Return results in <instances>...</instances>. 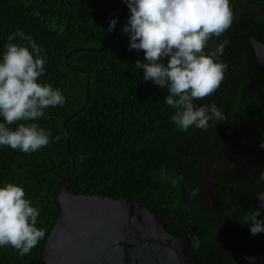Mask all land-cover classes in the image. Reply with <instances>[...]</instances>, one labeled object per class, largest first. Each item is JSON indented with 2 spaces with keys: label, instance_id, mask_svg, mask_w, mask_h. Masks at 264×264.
Listing matches in <instances>:
<instances>
[{
  "label": "trees",
  "instance_id": "trees-1",
  "mask_svg": "<svg viewBox=\"0 0 264 264\" xmlns=\"http://www.w3.org/2000/svg\"><path fill=\"white\" fill-rule=\"evenodd\" d=\"M123 1L0 0V54L17 28L31 35L47 57L41 79L66 96L63 107L47 109L38 121L54 136L63 132L58 142L34 153L0 148V184H21L40 209L38 227L46 229L24 257L0 248V264H47L44 252L61 217L58 196L71 157L69 192L143 204L170 234L190 243L193 264H248L245 257L264 253V233L252 236L239 222L264 194V182H257L264 173V71L252 45L264 43V0H231L232 27L205 49L227 40L221 59L228 69L216 92L196 101L215 103L224 119L187 132L171 121L167 90L145 82L135 67L144 53L129 51L121 31L130 15L125 2L111 18L119 17L116 30H108L109 16ZM162 169L183 179L173 187ZM195 188L200 191L192 198Z\"/></svg>",
  "mask_w": 264,
  "mask_h": 264
},
{
  "label": "clouds",
  "instance_id": "clouds-1",
  "mask_svg": "<svg viewBox=\"0 0 264 264\" xmlns=\"http://www.w3.org/2000/svg\"><path fill=\"white\" fill-rule=\"evenodd\" d=\"M130 15L121 31L129 37V51L143 52V61L135 67L142 70L143 80L166 89L164 103L175 109L171 121L181 131L191 128L207 130L211 121L224 119L215 104L196 101L211 96L224 80L228 64L221 57L228 45L222 41L214 50L205 51L213 37H221L233 24L231 0H124ZM119 17L110 20L109 31H115ZM17 37L20 42L16 41ZM47 71L43 46L19 28L7 37L0 54V148L9 147L23 153H34L58 142L63 132L53 135L39 120L49 108L63 107V91L41 78ZM264 147V144L261 145ZM175 187L183 176L160 173ZM257 182H264L261 173ZM200 189H191V197ZM257 206L246 212L241 224L250 234L264 233V196ZM39 207L27 197L19 183L0 184V248L12 247L24 257L45 238L46 229L38 227ZM192 247H199L193 238ZM256 264V257H245Z\"/></svg>",
  "mask_w": 264,
  "mask_h": 264
},
{
  "label": "water",
  "instance_id": "water-1",
  "mask_svg": "<svg viewBox=\"0 0 264 264\" xmlns=\"http://www.w3.org/2000/svg\"><path fill=\"white\" fill-rule=\"evenodd\" d=\"M123 3L109 16L107 26ZM252 45L264 71V43L252 40ZM90 95L89 81L83 109ZM81 111L71 115L64 126ZM68 148L70 151L69 137ZM70 159V174L58 196L61 217L44 252L47 264H193L188 255L190 243L170 234L164 222L143 204L69 192L74 170ZM254 256L256 264H264V253Z\"/></svg>",
  "mask_w": 264,
  "mask_h": 264
}]
</instances>
